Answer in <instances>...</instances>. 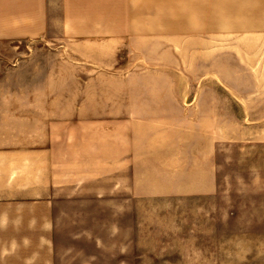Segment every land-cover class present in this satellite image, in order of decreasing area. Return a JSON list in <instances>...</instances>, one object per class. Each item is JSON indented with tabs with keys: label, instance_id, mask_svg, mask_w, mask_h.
<instances>
[{
	"label": "rangeland",
	"instance_id": "1",
	"mask_svg": "<svg viewBox=\"0 0 264 264\" xmlns=\"http://www.w3.org/2000/svg\"><path fill=\"white\" fill-rule=\"evenodd\" d=\"M152 4L145 29L175 32L0 49V101L48 125L56 216L89 221L60 244L74 264H264V33H186L183 1Z\"/></svg>",
	"mask_w": 264,
	"mask_h": 264
},
{
	"label": "crops",
	"instance_id": "2",
	"mask_svg": "<svg viewBox=\"0 0 264 264\" xmlns=\"http://www.w3.org/2000/svg\"><path fill=\"white\" fill-rule=\"evenodd\" d=\"M178 1L184 2L186 33H264V0H0V49L63 42L66 36L111 44L114 35L175 32L146 30L145 15L146 10H161L152 3ZM3 92L1 98L8 100L0 101V264H74L78 253L65 251L60 243L81 237L70 228L89 221L56 216L47 137L33 132L48 125L33 121L31 105L16 104L18 93ZM172 152L175 156L176 149Z\"/></svg>",
	"mask_w": 264,
	"mask_h": 264
}]
</instances>
